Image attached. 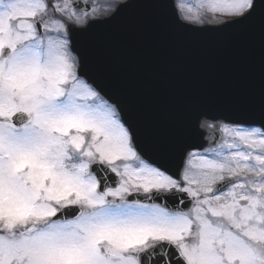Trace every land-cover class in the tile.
I'll list each match as a JSON object with an SVG mask.
<instances>
[{"label": "snow or ice", "instance_id": "snow-or-ice-1", "mask_svg": "<svg viewBox=\"0 0 264 264\" xmlns=\"http://www.w3.org/2000/svg\"><path fill=\"white\" fill-rule=\"evenodd\" d=\"M117 7L0 0V264H264V110L205 120L208 146L174 168L145 159L73 47ZM173 7L189 25L264 29V0Z\"/></svg>", "mask_w": 264, "mask_h": 264}, {"label": "water", "instance_id": "water-1", "mask_svg": "<svg viewBox=\"0 0 264 264\" xmlns=\"http://www.w3.org/2000/svg\"><path fill=\"white\" fill-rule=\"evenodd\" d=\"M173 6L128 0L72 37L80 74L118 105L141 155L170 168L185 146L208 145L202 120L259 119L264 110L260 19L198 27L178 21Z\"/></svg>", "mask_w": 264, "mask_h": 264}, {"label": "rangeland", "instance_id": "rangeland-1", "mask_svg": "<svg viewBox=\"0 0 264 264\" xmlns=\"http://www.w3.org/2000/svg\"><path fill=\"white\" fill-rule=\"evenodd\" d=\"M121 1H123V0H109V2L114 3V4H117V3L121 2ZM177 2H178V0H175V3H177ZM111 11L112 10H110L106 15H103L101 17L107 16Z\"/></svg>", "mask_w": 264, "mask_h": 264}]
</instances>
